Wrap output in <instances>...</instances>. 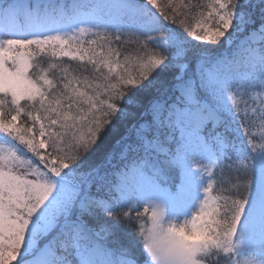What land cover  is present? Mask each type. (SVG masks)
Wrapping results in <instances>:
<instances>
[{
  "label": "snow or ice",
  "instance_id": "obj_1",
  "mask_svg": "<svg viewBox=\"0 0 264 264\" xmlns=\"http://www.w3.org/2000/svg\"><path fill=\"white\" fill-rule=\"evenodd\" d=\"M0 264H264V0H0Z\"/></svg>",
  "mask_w": 264,
  "mask_h": 264
},
{
  "label": "rangeland",
  "instance_id": "obj_2",
  "mask_svg": "<svg viewBox=\"0 0 264 264\" xmlns=\"http://www.w3.org/2000/svg\"><path fill=\"white\" fill-rule=\"evenodd\" d=\"M137 253H139V249L137 248Z\"/></svg>",
  "mask_w": 264,
  "mask_h": 264
},
{
  "label": "trees",
  "instance_id": "obj_3",
  "mask_svg": "<svg viewBox=\"0 0 264 264\" xmlns=\"http://www.w3.org/2000/svg\"><path fill=\"white\" fill-rule=\"evenodd\" d=\"M215 194V193H214Z\"/></svg>",
  "mask_w": 264,
  "mask_h": 264
}]
</instances>
